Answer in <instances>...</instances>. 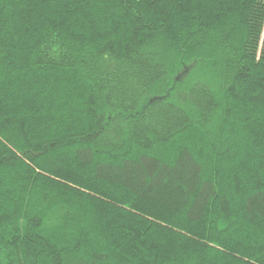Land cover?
I'll return each instance as SVG.
<instances>
[{
  "label": "trees",
  "instance_id": "trees-1",
  "mask_svg": "<svg viewBox=\"0 0 264 264\" xmlns=\"http://www.w3.org/2000/svg\"><path fill=\"white\" fill-rule=\"evenodd\" d=\"M0 264H264V0H0Z\"/></svg>",
  "mask_w": 264,
  "mask_h": 264
}]
</instances>
